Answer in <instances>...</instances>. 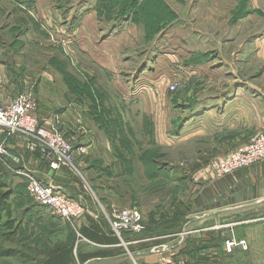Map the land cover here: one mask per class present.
I'll list each match as a JSON object with an SVG mask.
<instances>
[{"label":"rangeland","instance_id":"obj_1","mask_svg":"<svg viewBox=\"0 0 264 264\" xmlns=\"http://www.w3.org/2000/svg\"><path fill=\"white\" fill-rule=\"evenodd\" d=\"M0 4L9 6L13 2L0 0ZM159 4L161 7L156 4L153 9L164 7L168 14L164 13L163 18L143 14L144 0H69L68 25L39 28V34L43 33L54 44L46 42L50 47L45 49L52 48L55 56L66 63L67 71L84 84L85 90L79 89V97L68 95L70 102L79 103L68 109L73 112L77 126L82 125L88 133L83 145L98 146L107 141L124 148L131 146L136 153L141 141L146 143L149 136L143 146L157 169L163 164L170 168L183 157L188 159L192 146L206 147V143L198 140L190 146L175 147V137L184 129L204 125L208 114L223 113L228 102L236 97L246 104L243 112L247 133L253 131L254 136L264 129V125L260 130L251 126L254 113L259 110L264 123V0H159ZM78 7L80 10L74 14V8L77 11ZM83 31L88 42L78 39ZM68 33L75 35L73 40H67ZM90 34L96 35V42L89 39ZM16 35L13 22L0 15V48L9 54L4 56L8 71L13 70L10 54H16L25 45L22 39L17 48L10 46ZM57 44L61 51L55 47ZM94 47L98 50H93ZM41 53L38 52L39 56ZM39 62L33 66L41 65ZM34 95L39 115L35 92ZM247 100L252 102L249 107ZM158 135L165 148L157 144ZM18 137L24 142L22 135H0V144L3 142L16 158ZM226 153L210 157L204 163L202 171L212 180H232L236 176L237 172L221 178L209 170L210 162ZM82 156L85 165L91 163L89 153L84 151ZM36 159L25 156L24 161L39 160ZM0 160L8 173V189L13 193L10 208L14 220L12 229L0 232V264H43L48 253L61 245L72 244L74 250H80L83 238L79 221L70 224L37 204L28 195L26 181L17 175L16 168ZM93 163L102 166L99 175L94 173L101 182H109L111 175L125 176L123 164L122 169L116 166L110 172L101 161ZM248 193L244 186L224 197L215 193V201L208 206L227 209L222 215H211L207 223L219 230L214 242L220 248L221 264H264V201L258 203L264 195L253 200ZM229 238L246 240L248 250L237 248L226 253L222 244Z\"/></svg>","mask_w":264,"mask_h":264},{"label":"crops","instance_id":"obj_2","mask_svg":"<svg viewBox=\"0 0 264 264\" xmlns=\"http://www.w3.org/2000/svg\"><path fill=\"white\" fill-rule=\"evenodd\" d=\"M10 1L13 5L0 4V15L11 20L17 30L15 40L10 46L16 47L14 44L22 39L25 45L23 48H18L16 54H10L13 57L12 71H8L7 62L4 60V56L9 54L3 47V50L0 48V106L10 102L25 89L26 85L33 84L39 103V116L46 118L51 113H57L61 119L60 131L66 136H73L76 145L82 146L85 154L91 155L90 164L85 165V156L78 155L72 167L61 165L55 171L50 170L44 160L45 163L40 164L38 162L42 160L40 156L39 160L35 158L38 161L23 162V166L30 169L35 177L53 178L66 196L84 207L86 215L80 219L79 227L90 228V233L99 241L93 242L82 236L79 254L82 259L90 253L98 255L85 259L82 263L76 261V264H185L186 261L193 264H213L221 261L218 252L220 248L214 242L219 230L207 224L211 215L218 216L219 213L222 215L227 210L208 207L215 201V193L217 197H224L230 195L238 186H244L249 192V199H258L260 194L264 195V162L256 164L249 170L237 172L232 180L215 181L207 172L202 171L208 158L246 144L253 137V131L248 133L246 131L243 112L245 102L236 97L228 102L229 106L227 105L223 113L217 116L208 114L204 125L193 127L192 130L184 129L178 133L179 136L175 137L177 142L175 147L188 144L190 146L194 140L202 141L207 145L192 146V155L188 159L183 157L170 168H166L163 164L164 167H158L157 174L151 176L148 159L137 158L144 151L148 153L147 148L143 146L149 140L148 136L146 143L141 141V148L138 147L137 154L134 148L125 150L124 177L120 175L114 178L111 175L109 182H101L100 177L97 176L100 164L93 162L101 161L110 172L116 166L122 169L118 157L119 147L107 141H101L98 146L83 145L88 133L82 125L77 126L73 112L68 109L69 106L75 107L79 103L70 102L61 73L49 64L50 59L56 57L52 48L47 50L50 45L46 42L49 44L51 42L45 39L43 33L39 34V28L58 27L70 23L69 0H65L67 1L65 4L61 0ZM79 8L77 11L74 8L73 13L77 14ZM60 9L66 12H61ZM82 20L85 25V13ZM74 37V34H67V40H73ZM78 39L81 42H88L84 31L78 34ZM89 39L93 43L96 42V35L90 34ZM51 45L54 46L52 43ZM46 46L48 48L45 49ZM55 47L61 51L59 44ZM93 50L98 49L94 47ZM39 51L42 52L40 56ZM38 61L41 65L34 67L33 64ZM60 99H63V102ZM251 103V100H247L248 107ZM253 106H255L254 101ZM58 107L62 109L55 111ZM254 116L258 117L257 121ZM254 116L251 126L255 130H260L264 125L260 110L259 113H254ZM232 132H234L233 136H231ZM17 140L15 143L17 153L18 156H22L20 157L22 160L23 155L27 157L30 155L25 150L26 141L21 142L19 137ZM160 141L161 136L158 135L157 144L165 148V144ZM94 173L97 175L94 176ZM126 205L140 209L145 230L138 235L124 234L122 241H118L110 228V220L115 208ZM183 233L187 234V238L179 243ZM112 239L117 242L112 243ZM192 245L200 248L195 256L179 255L182 249ZM73 252L75 253L76 250L73 249Z\"/></svg>","mask_w":264,"mask_h":264},{"label":"built area","instance_id":"obj_3","mask_svg":"<svg viewBox=\"0 0 264 264\" xmlns=\"http://www.w3.org/2000/svg\"><path fill=\"white\" fill-rule=\"evenodd\" d=\"M37 108L34 85H26L25 89L10 102L0 106V135L6 137L24 136L26 152L38 153L41 159L48 163L50 170L55 171L61 165L72 167L76 157L84 154V148L76 145L73 136H66L60 131L61 119L58 114L40 118ZM10 156H12L11 153L1 142L0 159L6 161V158L11 159ZM263 161L264 129L255 134L248 143L237 146L222 156L215 157L209 164V170L214 172L217 177L222 178ZM6 167L10 169L8 165ZM15 171L17 175L25 179L28 195L37 204L45 207L53 216L70 224H76L86 215L84 207L66 196L53 178L38 179L25 166L16 168ZM263 201L264 198L258 203ZM110 228L113 235L122 241L124 234H141L145 230V225L140 210L130 206L121 207L112 213ZM185 236L186 233H183L179 243L184 240ZM237 248L247 251V241L229 238L222 244V249L226 253H232Z\"/></svg>","mask_w":264,"mask_h":264},{"label":"trees","instance_id":"obj_4","mask_svg":"<svg viewBox=\"0 0 264 264\" xmlns=\"http://www.w3.org/2000/svg\"><path fill=\"white\" fill-rule=\"evenodd\" d=\"M144 3L146 4L145 9L142 11L143 14H148L149 16H154L158 18L159 16L161 18L164 17V13H167L165 8H160L161 5L159 4V0H144ZM159 5L160 7H158L157 9H153V7L155 5ZM151 13V15L149 13ZM17 32V30H16ZM17 42L15 43V46L17 44ZM50 66L56 70L59 71L62 75L63 78V82L67 88V93L69 96L71 97H79V93L80 90H82V92L85 90L84 88V84L79 82L78 80H76L68 71H67V65L66 63H64L58 56L53 57L52 59H50L49 61ZM78 81V82H77ZM79 101V100H78ZM77 102V101H76ZM115 136V135H113ZM118 139V136L116 134L115 142ZM129 143V142H128ZM114 144V143H113ZM115 146V144H114ZM119 147V161L123 164L126 163V155H125V150L128 149H133L131 146H128L127 148L124 147ZM121 148V149H120ZM30 156H33L34 158H38L39 154L38 153H27ZM16 157V156H15ZM144 157L148 159L149 163H150V169L151 167L154 168L153 171H151V176L156 175L158 172V169L155 168V164L153 162H150V156L149 153L144 152L142 155L138 156V159H142ZM23 158L25 159V156H23ZM17 159H19V162H16L15 160L12 159H7L6 158V162L7 163H11V166L14 168H21L23 167V162L24 159H20V157L18 156ZM23 161V162H22ZM144 161V160H143ZM6 174L7 170L5 168V165L2 163V161L0 160V232L1 230L4 229H12L13 228V223L14 220L12 218V211L10 208V197L13 194L12 192L9 191L7 183H6ZM58 218V217H57ZM60 219V218H59ZM80 234L85 237L86 239L96 242L99 241L96 237H94V235L92 233H90V228H80L79 230ZM116 239L119 241V239L116 237ZM116 240V242H117ZM112 243H116L115 239L111 240ZM200 248H195L194 245H192L191 247H186L184 249H182L179 252L180 256H195L196 252L199 251ZM98 254L96 253H90L88 255H86L85 259H91L94 257H97ZM85 259H82L80 254H79V250L76 251L75 253L73 252V245H61V246H56L54 247L47 255V257L45 258L43 264H76V261H79L80 263H82L83 261H85ZM185 264H193L190 261H186ZM213 264H221V261L219 262H214Z\"/></svg>","mask_w":264,"mask_h":264},{"label":"water","instance_id":"obj_5","mask_svg":"<svg viewBox=\"0 0 264 264\" xmlns=\"http://www.w3.org/2000/svg\"><path fill=\"white\" fill-rule=\"evenodd\" d=\"M11 157V159H13V160H15L16 158H14L13 156H10Z\"/></svg>","mask_w":264,"mask_h":264}]
</instances>
